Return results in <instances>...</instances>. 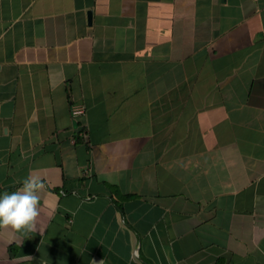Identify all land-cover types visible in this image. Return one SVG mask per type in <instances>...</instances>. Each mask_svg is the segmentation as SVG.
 I'll use <instances>...</instances> for the list:
<instances>
[{"label":"crops","instance_id":"1","mask_svg":"<svg viewBox=\"0 0 264 264\" xmlns=\"http://www.w3.org/2000/svg\"><path fill=\"white\" fill-rule=\"evenodd\" d=\"M29 172L0 264H264V0H0V195Z\"/></svg>","mask_w":264,"mask_h":264},{"label":"clouds","instance_id":"2","mask_svg":"<svg viewBox=\"0 0 264 264\" xmlns=\"http://www.w3.org/2000/svg\"><path fill=\"white\" fill-rule=\"evenodd\" d=\"M15 191L0 195V232L32 233L38 229L46 184L32 172ZM25 259H31L25 257Z\"/></svg>","mask_w":264,"mask_h":264},{"label":"built area","instance_id":"3","mask_svg":"<svg viewBox=\"0 0 264 264\" xmlns=\"http://www.w3.org/2000/svg\"><path fill=\"white\" fill-rule=\"evenodd\" d=\"M74 113L75 114H80V113H82V110L80 108H75L74 109Z\"/></svg>","mask_w":264,"mask_h":264},{"label":"water","instance_id":"4","mask_svg":"<svg viewBox=\"0 0 264 264\" xmlns=\"http://www.w3.org/2000/svg\"><path fill=\"white\" fill-rule=\"evenodd\" d=\"M89 19L91 20V12L89 13Z\"/></svg>","mask_w":264,"mask_h":264}]
</instances>
